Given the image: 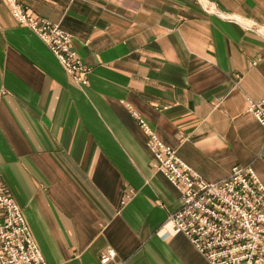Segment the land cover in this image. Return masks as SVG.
<instances>
[{"label": "crops", "instance_id": "1", "mask_svg": "<svg viewBox=\"0 0 264 264\" xmlns=\"http://www.w3.org/2000/svg\"><path fill=\"white\" fill-rule=\"evenodd\" d=\"M207 1L22 0L72 34L84 86L0 0V177L49 264H210L171 232L183 193L135 113L208 181L264 182V0Z\"/></svg>", "mask_w": 264, "mask_h": 264}, {"label": "built area", "instance_id": "2", "mask_svg": "<svg viewBox=\"0 0 264 264\" xmlns=\"http://www.w3.org/2000/svg\"><path fill=\"white\" fill-rule=\"evenodd\" d=\"M4 1L16 22L38 35L76 82L89 84L92 68L74 48L71 33L31 14L22 0ZM201 2L217 11L209 1ZM258 28L264 34V25ZM248 111L264 127V97L248 98ZM135 115L149 135L147 145L156 169L183 193L182 206L169 217L171 232L186 235L210 264H264V182L253 165L234 166L226 178L210 182ZM116 256V250L108 247L100 254V262L108 264ZM0 264H49L1 177Z\"/></svg>", "mask_w": 264, "mask_h": 264}]
</instances>
